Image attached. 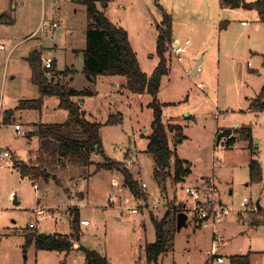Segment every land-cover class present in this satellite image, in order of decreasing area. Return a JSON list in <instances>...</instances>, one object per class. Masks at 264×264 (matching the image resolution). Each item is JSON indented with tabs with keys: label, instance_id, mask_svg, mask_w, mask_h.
Returning a JSON list of instances; mask_svg holds the SVG:
<instances>
[{
	"label": "rangeland",
	"instance_id": "rangeland-1",
	"mask_svg": "<svg viewBox=\"0 0 264 264\" xmlns=\"http://www.w3.org/2000/svg\"><path fill=\"white\" fill-rule=\"evenodd\" d=\"M97 6L127 31L140 68L147 74L158 62L156 27L164 13L171 17L172 42L190 39L181 62L168 48L169 72L161 79L157 99L164 103V123L183 126L186 137L175 150L188 162L191 172L178 184L168 178L165 190H161L153 177V158L146 151L152 121L151 95L128 91L121 76H98L96 82L86 79L81 49L85 47L83 32L88 16L82 3L0 0V154L8 152L0 160V264H85L80 250L39 249L34 240L25 244L26 235L32 231L72 235L76 213L79 220L91 222L87 226L79 222L78 243L99 251L110 264H147L144 246L155 240L151 217L160 218L169 201L189 205L184 187L195 184L201 175L214 179L219 201L232 208L215 227L223 241L217 242L211 228L196 227L188 216L180 229L171 232L158 264H208L212 254L228 258L246 253L251 264H264V111L249 110L264 85V23L257 12L223 7L221 0H106L105 7L99 2ZM7 20L10 22L5 23ZM53 21L58 25L55 28L47 25ZM35 49L43 58H57V67L72 76L70 86L93 91V95L81 98L85 117L101 124L102 149L110 160L124 164L128 157L135 160L136 164L125 165L139 185H147L141 186L147 195L145 207L128 187L122 186L120 172L97 170L96 164L104 160L101 153L92 154L88 164L61 158L52 166L47 163L48 153L40 155V139L31 133L38 123L65 121L67 111L56 106V97L43 101L40 110H14L20 100L39 96L26 60ZM201 58V68L192 77L190 73ZM7 110H14V115L5 124ZM109 116L120 121L106 124ZM16 123L25 129L24 135L13 130ZM243 126H251L252 149L240 137ZM225 129H231L230 136L235 139L230 147L226 138L216 144L217 135ZM168 139L173 146L172 134ZM253 149L256 153L252 157L262 165L257 182L250 181L247 167ZM43 156L47 157L45 167L52 179L23 176L16 166V161L39 165ZM244 198L249 206L258 204L260 209L243 210L240 201ZM154 204L158 208H153ZM62 206L66 208H58ZM36 209H44L48 215L38 217ZM30 222L37 227L30 229Z\"/></svg>",
	"mask_w": 264,
	"mask_h": 264
},
{
	"label": "trees",
	"instance_id": "trees-1",
	"mask_svg": "<svg viewBox=\"0 0 264 264\" xmlns=\"http://www.w3.org/2000/svg\"><path fill=\"white\" fill-rule=\"evenodd\" d=\"M85 6L88 16V24L85 30V47L83 49V73L86 78L93 82L98 76H121L125 78L124 87L132 93H148L152 99L149 106L152 109V121L150 133L147 135L148 144L146 151L152 156L154 161L153 177L161 190H165V182L170 178L175 184L181 183L190 172V166L186 160L180 159L176 155L175 146L186 137L183 126L176 123L165 124L162 119V107L164 103L157 99L161 79L169 72L166 52L172 43V24L170 15L164 13L163 20L157 25V36L155 51L158 62L151 72L147 74L140 68L136 53L130 43L127 31L112 22L104 12L98 8L97 3L106 6V0H75ZM223 7L254 9L260 22L264 23V0L246 2L245 0H221ZM10 20L5 21L9 23ZM13 22V19H11ZM31 69V82L35 84L39 91V96L34 99H22L18 102L14 110L33 109L40 110L43 105V98L55 96L59 99V107L67 111V119L59 123H38L35 134L40 139V155H50L39 158L41 164L26 165L22 161H16V166L20 167L23 176L33 177L43 176L52 179V174L46 169L45 162L52 166L56 161L69 160L82 164L92 162V154H102L104 160L96 164L97 170H117L123 178L124 186L128 187L131 193L145 204L147 195L143 192L141 185L134 179L132 172L122 162L110 160L103 152L100 137L101 124L88 120L85 111L77 101L83 96L93 95V91L88 88L78 90L59 80H53L52 75L56 73L54 67L45 68L42 65L41 52L37 49L31 51L26 57ZM48 74H52L51 77ZM264 95V85L260 95L253 100L252 108L264 110L262 104ZM255 104V105H253ZM250 106V107H251ZM14 110L5 111L3 122L10 123ZM120 121L119 117L109 116L106 124H114ZM240 137L247 140L252 145V135L250 127H241ZM173 136V146L169 143V135ZM30 136V135H28ZM228 143H233V138L228 139ZM127 154V153H125ZM59 159V160H58ZM45 160V162H44ZM45 164H44V163ZM63 164V163H62ZM61 164V165H62ZM43 165V166H41ZM250 181L261 179V164L252 158L249 163ZM182 203L169 201L165 203V211L160 218L155 216L151 220L155 228V240L146 243L144 252L147 264H158V259L166 251V245L171 232L175 230V215L185 211ZM143 207V205H142ZM195 220V219H192ZM79 215L76 213L72 217V235L48 234L47 237L40 236L36 231L28 232L25 244L33 240L39 249L47 250H71L75 239L79 235ZM197 227V226H196ZM78 250L85 256V264H110L108 258L99 251L79 245ZM250 254H233L228 256L225 264H250Z\"/></svg>",
	"mask_w": 264,
	"mask_h": 264
},
{
	"label": "built area",
	"instance_id": "built-area-1",
	"mask_svg": "<svg viewBox=\"0 0 264 264\" xmlns=\"http://www.w3.org/2000/svg\"><path fill=\"white\" fill-rule=\"evenodd\" d=\"M51 27H56V23H52L50 25ZM191 41L189 38H186L183 43L178 42H172L169 46V51L173 58L177 62H181L184 59V54L187 52L188 47L190 46ZM0 48H3V45L0 44ZM45 68L51 67L50 61L44 62ZM189 72V70H187ZM199 87H202V83L198 84ZM14 131L18 134L24 135L26 133L25 129L21 127L20 124L16 123L14 125ZM8 156V152L4 151L2 154H0V160H2L4 157ZM125 164L130 165L132 163H135V160L132 158H126ZM136 164V163H135ZM141 186L145 188L147 185L143 182L141 183ZM184 193L189 198L191 203L189 205H184L185 212L189 217H191L194 224H196L197 227H208L211 228L214 233V238L217 242H222L223 238L220 233H217L215 231V227L222 224L224 219L229 216V214L232 212V208L229 205H226L223 202L219 201V193H218V187L215 184V181L213 178H209L208 182L203 187H198L194 185H187L184 187ZM139 204L137 205V209L139 208ZM143 207L144 204H143ZM240 207L243 210H247L250 208L252 211H257L259 209V206L256 204H253L249 206V201L247 199H243L240 202ZM153 208H158L157 204L153 205ZM44 209H36V215L38 217L43 216L46 214ZM242 211V210H240ZM240 211L238 213H240ZM48 215V214H46ZM54 217V216H50ZM37 222V221H36ZM80 225L87 226L91 222L86 219H80ZM28 227L30 229H34L37 227L35 222H30L28 224ZM214 261L217 264H223L225 259L222 256H216Z\"/></svg>",
	"mask_w": 264,
	"mask_h": 264
},
{
	"label": "crops",
	"instance_id": "crops-1",
	"mask_svg": "<svg viewBox=\"0 0 264 264\" xmlns=\"http://www.w3.org/2000/svg\"><path fill=\"white\" fill-rule=\"evenodd\" d=\"M228 8V7H227ZM230 9H232V8H230ZM2 11V13H6L7 12V10H1ZM103 11V10H102ZM244 21V20H243ZM242 22V21H241ZM245 22V21H244ZM52 23H56L55 21H53ZM51 23V24H52ZM0 24H2V22L0 21ZM51 24H47L48 26H50ZM57 24V23H56ZM42 25H43V23H42ZM245 25H247V23L245 24ZM58 26V25H57ZM56 26V27H57ZM51 27V26H50ZM51 28H53V27H51ZM55 28V27H54ZM84 34H85V32H83ZM81 54H82V60H83V52H82V49H81ZM41 57H42V55H41ZM54 60V61H53ZM45 61H50L51 62V64H52V67H54L55 68V70H56V73L54 74V75H52V74H48V76L49 77H51V75H52V78H53V80H59L61 83H63V84H65L66 86H69V87H72V86H70V83L72 82V76H69V74H70V72L69 71H66V69H64V68H58L57 67V58L55 57L54 59H51V58H43L42 57V65L44 66V62ZM201 63H202V58L200 59V63H199V65H198V69H197V72H196V74L198 73V71H199V69L201 68ZM83 67V66H82ZM31 78V77H30ZM97 78L98 77H96V79L94 80V82H96V80H97ZM87 79V78H86ZM115 84H119V85H121L122 84V82H118V81H115ZM114 84V85H115ZM199 84V83H198ZM72 88H74V87H72ZM76 89V88H75ZM51 97H55V96H46V97H44L43 98V101H45V100H47V99H50ZM57 98V97H56ZM263 99H264V95H263ZM72 100H74V101H77V102H79V105H82V103H84V101H82V103H80V101H81V99L79 100V98H77V97H72ZM18 104V103H17ZM253 105H255V104H253ZM56 106H58L59 107V99L57 98V101H56ZM16 107V106H15ZM82 107V109H84L83 108V105L81 106ZM250 109L249 110H253V111H255L256 109L253 107L252 108V106L251 107H249ZM28 110H32V109H28ZM263 110V109H262ZM84 111H85V109H84ZM264 111V110H263ZM85 113H86V111H85ZM66 119H67V116H66ZM65 119V120H66ZM19 124V123H18ZM15 125V124H14ZM21 125V124H20ZM14 127V126H13ZM248 127H250L251 128V126H248ZM13 130H14V128H13ZM251 131H252V129H251ZM219 132V130L218 129H216L215 130V133H218ZM230 135H231V133H230ZM228 136V137H222V138H226V144H227V146H232V144H229L228 143V139L229 138H233V141L235 140L234 139V137H232V136ZM221 138V139H222ZM221 139H220V141H221ZM219 141V142H220ZM218 142V143H219ZM218 143H216V144H218ZM252 145H253V142H252ZM252 145H249L248 147L250 148V149H252L253 148V146ZM252 146V147H251ZM256 148V147H255ZM254 153H256V151H254V149L251 151V153H250V158H248V163H247V167H248V169H249V163H250V160L252 159V158H254V157H252V155H254ZM181 159V158H180ZM255 159V158H254ZM182 160H184V159H182ZM257 160V159H256ZM262 166V165H261ZM190 172H191V170H190ZM190 172L188 173V174H190ZM188 174L186 175V176H184V178L185 177H187L188 176ZM207 177V176H206ZM204 178V176H199L198 178H196L195 180H194V183L195 184H188V185H194V186H198V187H203L207 182H208V179L209 178H211V177H207V178ZM116 181L114 180L113 181V183L114 184H116L115 183ZM122 186H124V185H122ZM244 199H246V198H244ZM223 201V200H222ZM242 201V200H241ZM240 201V202H241ZM184 203V202H183ZM258 205V204H257ZM70 206H75V208H77L76 207V205L74 204H72V205H70ZM259 206V205H258ZM184 207V206H183ZM58 208H66V207H64V206H62V207H58ZM259 209H260V207H259ZM77 210H78V208H77ZM58 215V214H57ZM63 215V214H62ZM73 215V214H72ZM72 215H71V217H72ZM55 217V216H54ZM194 223V222H193ZM195 225V224H194ZM263 229H264V226H261ZM70 230H71V228H70ZM71 232V231H70ZM76 241V240H75ZM74 241V244H73V248H72V250H78V247H79V245H80V243H78L77 241L75 242ZM212 252V251H211ZM102 254V253H101ZM212 256H213V258H212V260H210L211 262L209 263L208 262V264H217L215 261H214V259H215V257L216 256H222V257H224L222 254H212ZM225 260H227V258H224ZM251 264V263H250Z\"/></svg>",
	"mask_w": 264,
	"mask_h": 264
},
{
	"label": "water",
	"instance_id": "water-1",
	"mask_svg": "<svg viewBox=\"0 0 264 264\" xmlns=\"http://www.w3.org/2000/svg\"><path fill=\"white\" fill-rule=\"evenodd\" d=\"M199 63H200V59L196 62V64L194 65V68L192 69L190 73L192 77L196 75ZM80 103H82V101H80ZM262 104H264V99L262 100ZM230 133H231V129H225L222 132H220L217 135L216 143H218L222 137H228ZM187 217L188 215L185 211H181L177 214L176 225H175L176 229H180L185 224ZM39 234L40 236H43V237L48 236V234L45 232H41Z\"/></svg>",
	"mask_w": 264,
	"mask_h": 264
}]
</instances>
